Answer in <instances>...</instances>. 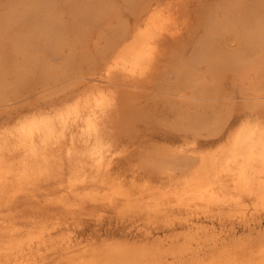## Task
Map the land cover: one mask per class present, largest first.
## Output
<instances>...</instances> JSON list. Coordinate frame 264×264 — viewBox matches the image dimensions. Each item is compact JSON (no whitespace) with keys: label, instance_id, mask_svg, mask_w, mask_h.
Instances as JSON below:
<instances>
[{"label":"bare ground","instance_id":"bare-ground-1","mask_svg":"<svg viewBox=\"0 0 264 264\" xmlns=\"http://www.w3.org/2000/svg\"><path fill=\"white\" fill-rule=\"evenodd\" d=\"M29 1L23 6L38 8L45 3L48 7L43 6V15L41 12L35 15L42 20L43 32L38 33L33 28L25 33L21 29V44L30 51L32 49L33 53L38 46L62 49L61 39L60 46L49 39L57 42L61 36L58 7L54 0ZM229 1L234 2L232 6L223 8L226 4L219 8L222 18H215L209 25L207 41L201 43L197 53L194 52L189 62H184L179 69L183 87L191 88L199 99H216L211 104L202 100L192 104L201 110L196 116L185 117V122L192 128L200 123L208 125L210 119L214 120L207 115L208 108L218 119L222 106H225L221 99V81L216 82L218 78L226 73L241 79L246 75L255 78L257 68L264 64L263 47L253 44L257 36H261L259 40L264 39L263 23L257 29L253 28L258 34L254 31L249 36L245 34L247 43L237 42L232 50L222 39L228 29L237 35L239 28L236 20L239 22L241 14L236 6L237 0ZM7 16L14 20L23 14L16 8ZM169 19L159 11L151 12L140 30H133L116 43L109 42L114 57L105 63L108 66L104 67L101 75L104 78L98 81V85L73 90L60 103L27 110L12 122L0 124V264H264V237L248 239V242L227 243L222 240L227 232H232L227 222L256 228L264 218V122L252 119L235 128L233 124L223 126L219 131L223 133L215 142L217 145L213 143L215 147L191 155L177 177L172 172L174 168L152 164L154 169L169 177L170 183L166 187H129L124 179L110 175L118 118L114 116L116 97L112 94L115 92L113 84H117L115 78L123 82L140 81L154 69L160 39H156V34L158 31L165 33ZM40 34L45 40L36 38ZM42 54L44 56L37 57L45 58V53ZM183 87L175 90L182 94L188 89ZM2 95L0 92V97ZM215 126L213 124L208 129L212 127L211 132H215ZM164 155L174 154L165 152ZM22 197L36 201L39 207L21 209L18 199ZM91 207L110 209L124 218L145 216L150 223L176 214L182 227L191 229L201 224L197 229H206L200 237L203 240L198 243L202 249H189L195 240L190 234L186 235L185 245L172 246L180 240L175 237L167 240L172 247L164 249L160 243L166 240L154 244L157 238L154 239V233L145 228L135 235L143 237L140 243H131L130 238V242L115 239L98 244L91 240L84 244L83 240L74 238L72 233L75 231L65 225L70 221L72 225L76 224L78 214ZM175 224L174 221L172 226ZM210 230H217V233L208 234ZM206 245L211 248L204 249Z\"/></svg>","mask_w":264,"mask_h":264},{"label":"rangeland","instance_id":"rangeland-1","mask_svg":"<svg viewBox=\"0 0 264 264\" xmlns=\"http://www.w3.org/2000/svg\"><path fill=\"white\" fill-rule=\"evenodd\" d=\"M26 1L0 0V26L2 25L0 27V92H3V97H0V124L12 122L27 110H38L42 106L47 107L50 103H60L68 98L73 90L79 91L85 87L98 85V81L104 78L101 75L108 66L105 63L114 57L109 42L116 43L126 34L140 30L154 11H159L168 19L170 16L165 33L158 31L156 34V39L160 38L159 52L156 54L154 63L156 66H153L154 69L148 75L141 77L144 82L142 80H131V82L124 80L123 82L120 78H115L114 82L117 84H113L115 92L112 94L116 97L113 106L114 116L115 118L118 116L119 119L117 118L115 126V150L110 174L112 178L124 179L129 187L134 185L166 187L170 183L169 177L166 173L154 169L152 164L174 168L172 172L177 177L182 172L183 163L190 161L191 155L196 156V153L217 145L215 142L223 133V131L219 132L223 126L226 128L233 124L235 128L243 121L252 119L264 122V64L257 68L255 78L246 75V78L241 79L239 76L233 77L232 74L226 73L227 75H223L224 78L222 76L218 78L220 80H216L217 84L221 81V99L225 103L218 119H215V113L208 108L207 115L214 118V120L210 119L208 125L200 123L192 128L185 122V117L196 116L201 111L196 109L193 103L202 100L201 102L211 104L216 99L213 100L214 102L199 99V95L192 93V89L188 86H185L188 89L184 90L185 87L182 86L184 80L180 81L182 77L180 78L181 74H178L179 69L184 62L186 64L195 55L194 52L197 53L201 43L207 41L209 25L215 18H222L219 8L226 4L227 6L223 8H227L234 2L229 0H54L58 7L57 22H60L58 28H61V36L59 35L57 42L48 38L56 46H60L62 42L64 45L58 50H53L54 47H32L35 51L33 53L31 48L30 51L21 44L19 34L29 33L34 29L39 31L38 33L43 32L42 20L35 15L37 13L43 15V6H48L44 3L38 8H30L29 5L23 6ZM236 6L240 12L238 13L241 14L239 22L236 20L239 24L236 30L237 35L234 30L228 29L222 37L230 45L231 50L236 48L237 42L247 43L245 34L250 35L253 31L255 32L258 26L264 27V0H237ZM16 8L20 9L23 16L10 20L7 14ZM243 10L248 16L242 13ZM96 13L98 16L95 15ZM39 18L41 26L38 24ZM36 38L45 40L42 34L39 37L37 35ZM259 38L261 36H257L253 44L260 45L264 49V39L259 40ZM234 42L236 43L233 44ZM228 49L226 50L231 51ZM42 53H45V58H39L41 55L44 56ZM176 62L179 63L180 68L179 65L178 67L175 65ZM230 76L237 81L235 82L232 77L229 78ZM178 81L184 90L182 94L175 90L176 87L181 88ZM176 84L178 86H175ZM173 86L175 87L172 89ZM224 98L226 100H223ZM189 100H192L191 103ZM213 124L216 125L215 132H211L212 127L208 129ZM164 149L166 154L174 155H164ZM18 201L21 209L34 210L39 207L36 201H29L25 197ZM84 212L78 214L76 224L72 225L70 221L65 225L66 228L74 230L75 234L72 233L75 235L74 238L83 240L84 244L94 240L100 244L104 240L115 241V239L124 240L123 242L132 240L131 243H138L141 239L143 240V237H135V235H139L141 228L142 230L145 228L154 233V239L157 238L155 242L153 241L154 244L166 240L160 243L164 249L174 245H185L187 234L193 235L196 240L192 242L189 249L195 250L199 247L202 249V245L198 243L203 240L200 237L206 229L205 231L197 229L201 224L193 227L194 229L182 227L177 221L176 214L165 219L161 218L157 223H150L145 216L124 218L119 213L111 212L110 209L91 207ZM100 215L102 216L99 217ZM174 221L177 225L172 226ZM260 221V226L256 228H247L241 223L232 224L226 221L227 226H231L228 229L232 228V232H227L222 240L227 243L248 242L264 237V218ZM210 232L217 233V230L214 232L210 230L208 234ZM175 237L180 240L169 247L167 240ZM210 242L213 243L212 240ZM205 248H211V245H206Z\"/></svg>","mask_w":264,"mask_h":264}]
</instances>
